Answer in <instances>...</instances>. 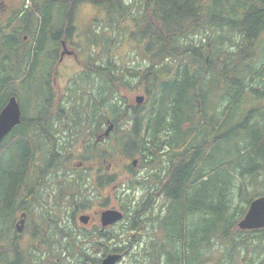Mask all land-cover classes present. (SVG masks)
Here are the masks:
<instances>
[{"label": "trees", "instance_id": "16d2710c", "mask_svg": "<svg viewBox=\"0 0 264 264\" xmlns=\"http://www.w3.org/2000/svg\"><path fill=\"white\" fill-rule=\"evenodd\" d=\"M209 1L151 0L147 3V8L137 22L138 29L131 37L146 43L144 53L152 61L151 67L139 76L141 81L137 87L146 92L149 100L153 98L154 104L150 111L143 106L141 112H136L139 108L131 106L132 112L137 116L129 132L121 131L120 128L127 118L126 109L117 103H107L111 94L108 93L110 85H121L122 80L117 74L119 70H114V77L105 74L106 68L112 65L111 61H105L104 69L89 67V73H86L84 80L87 82L91 79L90 76L96 74L105 77H102L105 84H101L97 90V96L102 99L94 105L92 119H96L98 109L103 106L107 109L111 107L115 133H119V130L122 134L119 138L116 137L115 147L121 151L123 157L130 159L137 154L144 155L152 148L155 158L161 150L169 147L178 154L180 164L188 162L173 172V178L169 179L163 188V193L167 195L170 203L168 212L158 223L160 240L153 241L145 252L146 258H142L143 261L135 258L134 264H146V261L147 264H198V258L202 256L205 245H212L211 238L217 239V243L220 241L229 246V252L235 250L238 243L232 234H235L233 232L238 224L237 218L245 214V209L240 206L238 211L229 207L232 197L229 192L225 193V189L222 190V186L229 185V175L237 171L239 161L242 160L243 163L241 173L250 171V174H257L256 168L260 161L264 160V129L254 123V112L245 110L240 123L229 126L236 117L234 110L240 101L248 105L250 96L258 97L261 103L264 100V0ZM116 4L121 6L123 12L125 6L117 0L100 4L101 7H106L105 13L109 15L112 25L117 23L118 15H122L121 11L117 15L114 14ZM68 6L69 4L62 0H46V3L44 0H33V15L40 22L34 38L38 45L36 52L42 49L48 39L50 23L53 21V26L57 28L61 26ZM200 30L206 37H210L212 33L219 36L211 37L206 44L185 45V41L190 36L197 35ZM220 30H223L224 34H219ZM93 41L96 43L95 37ZM90 61L96 62L94 58ZM170 62L176 63V66H171ZM26 83L25 80L24 84ZM17 85L13 79L6 83L5 79L0 78V112L11 96H17ZM213 91L223 93L221 97L227 102V106L221 113L209 116L210 113L206 112L205 108V98ZM172 101L175 104L171 103ZM165 103H168L166 108ZM198 103L202 109V128L210 129L213 135H217L219 130L227 125L228 130L220 138L228 145L240 135L251 141L248 149L246 146L235 147L238 155L234 161L226 162L224 176L212 177L214 173L222 171L224 166L214 170L212 168L211 171L209 169L213 158L210 151L219 142L216 135L211 139L206 138L200 146L183 142L182 125L187 115L184 110H195ZM171 104H174V107H171ZM59 108L62 109L61 106ZM43 109H46V106ZM147 111V116H143ZM259 119L264 124V112L260 114ZM255 126L260 135L250 132L251 127ZM33 131H39V137L34 140L29 137ZM41 131L46 133V119L43 122L36 120L28 127L23 116L22 124L15 128L7 139L0 141V218H11L27 198V174L29 175L33 163L40 156L38 139L41 138ZM165 133L167 135L163 136ZM190 141H193V137ZM225 154L227 158L230 150ZM97 155L108 157L107 152L98 151ZM257 159L259 163H255ZM219 164L223 162L220 161ZM233 166L235 169L231 170ZM205 178L208 180H203ZM255 198L257 196H252L247 203L250 204ZM142 207H137L130 216V212H126L125 220L129 223L127 231L132 233L131 246L139 242L136 237L144 227L140 218L148 211L149 206ZM125 208L130 209V206ZM151 227L154 231L155 223L152 222ZM12 231V224L5 225L0 221V264L21 263L20 246ZM62 232L74 248V253L78 255L77 264L96 263L89 259L83 249L84 245L81 247L76 239L72 238L71 233ZM258 232L264 233V230ZM81 235L85 239L89 236L87 232ZM247 243L248 241L244 246ZM182 247L189 253L197 252L199 257H186Z\"/></svg>", "mask_w": 264, "mask_h": 264}, {"label": "rangeland", "instance_id": "374dc122", "mask_svg": "<svg viewBox=\"0 0 264 264\" xmlns=\"http://www.w3.org/2000/svg\"><path fill=\"white\" fill-rule=\"evenodd\" d=\"M117 1L122 2L125 9L122 12L121 6L116 4L117 9L114 10V14L117 15L121 11L122 15H118L116 18L118 21L113 25L109 22V15L107 16V13H105V6L82 4L77 8L75 22L73 23L76 32L72 38L73 41H69L72 46L69 48L74 51V55L72 57H64L65 59L60 62V66L56 70V76L55 73L51 74L52 93L59 100L56 102L55 107L61 106L66 110V114L58 119L56 116L59 107L55 112V120H59L55 121L57 124L56 133L60 132L57 137L55 136L57 147L54 150L50 148L52 142H49L46 139V133L41 131V138L38 139V144L41 147V152L39 151L40 156L33 163L29 175L27 174V179L29 178L27 198L22 205H18V211L13 213L11 218H0V221L5 223V225L12 224V233L18 239L17 243L20 246L19 251L22 257L20 264H77L78 255L74 253V248L69 244V240L64 238L62 231H66L67 234L71 233L72 238L76 239L75 241L81 247L84 245L83 249L87 256L89 259L96 261V263L100 262L105 255L124 253V258L119 264H134L135 258L138 260L146 258L145 252L148 246L152 245L153 241L160 240L158 237V223L165 217L170 203V200L166 197L167 195L161 193L169 181L167 179L169 178L168 174L161 172L166 169L162 164L152 170H147L141 165H145L144 160L141 158L142 155L137 154L130 159L123 157L120 154L121 151L115 147L116 137L122 136L120 131L117 130L119 133H115L114 131L111 140L104 142L98 147V151L107 152L108 162L112 163L110 176L114 179L113 184L115 189L109 186L101 187L104 184L101 186L95 184L98 180V175H101V173L96 170H90V166L92 165L94 167L98 165L107 168L108 163L104 165L102 162L94 159L90 160L91 164L86 165V167L84 165V168L80 170L72 166L79 164L84 159L86 146L82 141H94L95 137H92L91 134L94 132L93 135H95V132L100 133L101 130L105 129L106 117H111V107L107 109L103 106L101 109H98L96 119H92L93 107L102 99L97 96L98 87L101 84H105V82L102 79L104 76L97 74L96 76H90L91 79L89 81H84L86 78L84 70L89 73L88 68L94 64L90 59L94 58V61L99 64H96L97 66H103L105 61H111L113 72L109 69L105 70V74L110 73L112 77H114V70L116 68L119 70L117 74L120 75L119 77L122 80L121 85H110L108 93L111 92V94L107 103L111 105L117 103L124 109L127 108L128 103L132 107L136 106L135 97L142 90L141 87H137L141 81L139 76L151 67L150 62L152 61L144 53L146 43L134 40L131 37V34L136 29L139 18L144 13L141 5L143 3L141 2L142 0ZM207 1L210 2L209 0ZM110 2H113V0ZM32 21L33 26L29 27V31L30 33L33 32L31 42L36 45L34 38L40 22L34 16ZM198 32L197 35L190 36L185 41V45L206 44L211 37L216 38L219 36L218 34L212 35V33L210 37H206L205 33L201 30ZM219 34H224V31L220 30ZM93 37H95L96 43H94ZM9 42L10 39L7 36L0 39V69L9 67L11 70H15V72L12 70L11 77L17 83L22 78L27 77L30 67L27 65L24 71H20V68H13L10 65L14 61L15 56L8 54V57H6L4 54V49ZM12 47L14 49L18 48L19 53H22L23 43L20 40L19 45L13 43ZM6 53L9 52L6 51ZM48 54L46 51V60L51 59L48 57ZM38 57L44 60L42 53ZM169 64L173 67L176 66V63L173 62ZM43 75L44 71L41 66L36 72L35 81H40ZM7 76L8 73L0 71V78L2 80L5 79L6 83L10 79ZM127 84L129 85L127 86ZM47 85H49V81ZM34 88L35 85L29 86L24 84H18L15 87V93L20 95L18 102L24 114L25 124L28 127L33 125L36 120L43 122L46 119V114L43 112V110L47 109V107L43 109L45 107L44 103L47 100L46 90L40 97L37 98L33 95L32 98ZM261 88L262 86L260 90H262ZM40 89H43V85ZM38 90L37 88L35 92ZM221 94L213 91L209 96H206L205 108L206 112L210 113L209 116L225 110L227 102L223 100ZM34 96L37 99H34ZM258 99V97L250 96V103L248 105L244 101H240L234 110L236 117L229 126L239 124L241 118H243L244 111L249 109L251 112H254V123L261 127V129H264V124L259 119L260 114L264 112V100L261 103ZM61 101L64 102L60 103ZM171 103L174 102L172 101ZM153 104V98L149 100L147 97V102L144 105L145 108L150 111ZM174 104L170 106L174 107ZM166 107H168V103H165L164 108ZM202 108L204 109L203 106ZM27 109H29L28 114H26ZM163 110L161 112L164 114ZM149 111L143 116H147ZM189 112H186L187 115L183 119L185 123L183 131L187 132L189 137L187 138L182 131L184 134L182 139L184 144L200 146L206 138L211 139L216 134L213 135V131L201 127L203 122L201 121L202 109L200 106L196 107L195 110H189ZM135 116H137L135 112L128 114L126 120L120 125L121 131H130L135 121ZM79 121H81V125H78ZM75 126H79L78 129H75ZM226 130H228L227 125L219 130V133L216 135L219 142L210 151V154L213 156L210 162L212 166L214 165L213 167L209 166L210 171L212 168L214 170L224 166L222 171L219 170L218 174L214 173L212 177L225 175V171L223 170L226 169V162L234 161L238 155L236 154L235 147L242 146L244 148L246 146L247 149L250 147L249 143L251 141L249 138L245 140L243 135L234 138L229 145L225 143L224 139L220 137L226 133ZM247 131L248 129L246 133ZM258 131L256 126L254 128L251 127L250 132L253 135H260ZM37 133L33 131L29 137L34 140L36 137H39ZM143 134H145V130H143ZM166 135V133L163 134V136ZM64 136L66 138L61 140ZM69 136H73V138L70 139ZM192 137L193 141H190ZM170 150L173 151L171 148ZM170 150L169 147L164 149L166 154ZM229 150L230 155L226 158L225 153ZM151 151L152 148H150L149 152ZM218 152L220 153L218 154ZM170 156L164 157L162 161L169 162ZM218 157L220 158L218 159ZM135 158H138L141 164L136 168V172L134 173L129 167ZM51 161L53 162L52 165H50ZM220 161L223 164L220 165ZM241 161L237 163V171H233L229 175V185H225L226 187L222 186V190L225 189V193L229 192L228 194L232 197L229 207L240 211V206H243L245 209L244 213L246 214L249 207L247 203L248 199L252 196H257V198L264 196V160L260 161V165L256 168L257 174H250V171L241 173V171L243 172L241 169L243 163ZM258 161L259 159L255 163ZM216 164L219 165L216 166ZM234 169L235 167L233 166L231 170ZM223 176L220 177L222 178ZM103 177L104 179H99V183L106 182V175ZM92 182L95 185H92ZM144 205L146 207L149 206V209L140 218L144 222V227L140 235L136 237V241L138 240L139 242H135L131 247L126 248L130 246L132 239V233L127 231L129 226L127 219L106 229L101 234L102 229L99 220L100 215L104 211L115 209L123 211L125 214L128 211V213L130 212L129 215H133V210H136L139 206H143L142 208H144ZM126 206H130V209H126ZM24 212L28 214L25 228L22 232H18L16 226L21 219L20 215ZM81 215L91 218L89 224L86 225L79 221ZM243 216L238 217L237 222ZM152 222L155 223L154 231L151 227ZM234 229L235 232L233 233L235 234L232 235L238 243L235 250L233 249L229 252V246L222 244L220 241L217 243V239L211 238L212 245L210 247L205 245L202 256L199 257L197 252L189 253L182 247L183 252L186 254V257L192 255L198 256V264H264V233L241 232L236 228ZM84 232L90 234L87 239L81 235ZM104 232H110V235ZM102 235L105 236L102 237ZM109 237L110 239H115L109 240ZM247 241V245L244 246V243ZM124 247L127 249L126 252L117 251V248ZM11 257L13 258L12 255ZM230 257H232L231 260L229 259ZM96 263L86 262L85 264Z\"/></svg>", "mask_w": 264, "mask_h": 264}, {"label": "flooded vegetation", "instance_id": "af4514ba", "mask_svg": "<svg viewBox=\"0 0 264 264\" xmlns=\"http://www.w3.org/2000/svg\"><path fill=\"white\" fill-rule=\"evenodd\" d=\"M46 3V0H44ZM47 1H54V0H47ZM64 1V3H68L69 6L66 10V12L64 13V20H61V26L60 27H54L53 25V21L50 23V27L48 30V39L45 41L44 46L42 47L41 50H39L38 52H36V48L38 45H34L31 42V37L33 35V32L30 33L29 31V27L33 26V11H32V6H33V0H0V39L3 38L4 36H7L10 39V42L7 44L6 48L4 49V54L6 57H8V54H13L15 56L14 61H12V64H10L11 66H13V68H20V71H24L26 66L29 65L30 70H29V74L27 75L26 78H22L21 80H19L17 83L18 84H24L25 80L27 81L26 84L24 85H29V86H33L35 85L34 88V94L32 93V98L33 95H35L37 98L40 97V95L46 90V95H47V100L44 103V106L47 107L46 110H43L44 114H46V139L49 142H52L50 145V148H56L57 144H56V137L57 135H59V133L57 134V130H56V123L55 121H59V120H55V112L57 110V108H55V104L57 101H59L57 98H55V96L53 95V88L51 87V74L55 73L56 76V70L59 68L60 66V62H62L63 59H65L66 57H72L74 55V51L71 50L69 47H72L70 45V43L73 41L72 38L74 36V33L76 32V30L74 29V22H75V14H76V10L80 5H86V4H92V5H98L100 6V4H105L111 0H62ZM151 1V0H142L141 2H143L141 5L143 7V10H145L147 8V3ZM63 3V2H62ZM27 5V6H26ZM54 17H56V15H54ZM138 29V26L136 25V29L133 33H136ZM199 30V29H198ZM132 33V34H133ZM131 34V35H132ZM20 40L23 43V50L21 51L22 53H19V49H14L13 43H15L16 45L20 44ZM71 41V42H69ZM51 49V50H50ZM6 51H8L9 53H6ZM46 51L49 53L48 57H50V60H46L47 56H46ZM58 51V53H57ZM42 53L44 60H41L38 56ZM65 57V58H64ZM58 59V60H57ZM89 63V62H88ZM94 63V62H92ZM41 64V65H40ZM99 65L97 62H95L92 66L90 67H102L103 69L105 68V64L103 66H97ZM42 66V69L44 71V75L42 78H40V81L36 80V72L38 71V69H40V67ZM112 66H109L108 68H106V70H111L113 72V69L111 68ZM13 70V69H12ZM12 70L9 67L3 68L0 71H2L3 73H8V78H10L9 80L12 79L11 75L13 72H15V70ZM55 70V72H54ZM85 75L87 73L86 70H84ZM88 74V73H87ZM21 75H23V73H21ZM110 75V73L108 74ZM111 76V75H110ZM112 77V76H111ZM56 78V77H55ZM54 78V79H55ZM43 79V80H42ZM23 80V81H22ZM42 80V82H41ZM49 81V85H47V82ZM40 84L41 86L43 85V89H40ZM37 88L39 89L37 92H35L37 90ZM139 92H141L140 94H143L146 96V92L144 90H140ZM45 95V96H46ZM20 95L17 94L16 98L18 99ZM34 96V99H37ZM64 101H61L60 103H63ZM69 103V102H67ZM137 107V106H134ZM138 108V107H137ZM53 110V113H52ZM133 109H131V105L128 103V106L126 108V117L128 116V114H130L132 112ZM29 109H27V113L28 114ZM66 110L64 109V107H62V109L59 108L58 114L56 116V118H62L66 112ZM138 112H141V109L137 110ZM136 111V112H137ZM20 112H21V116H22V122H23V111L20 108ZM113 117H109L105 123V129L101 130L100 133H96L95 135H93V133L91 134L92 137H95L94 141H87V140H83L82 143L85 144L86 148H85V156L84 159L79 162V164L76 165H72L74 166L76 169L78 168V170L83 169L84 165L86 167V165L91 164V161L96 159L97 161L102 162V164H107V168L105 167H100L98 165H96L95 167L92 165L90 166V170H96L99 171L101 173V175H98V180L96 181L95 184H98V186L102 185L101 187L104 186H109L112 187L113 189H115L114 187V179L111 175V171H112V163L108 162V157H99L98 154V150H99V146L102 145L104 142H107L108 140H111L112 135L114 133L111 132L109 135H106V131L108 129V127L113 123ZM78 125H81V121L78 122ZM185 123H183L182 125V131L184 129ZM79 126H75V129H78ZM98 129V128H97ZM101 129V128H99ZM89 131V130H87ZM72 132V131H70ZM185 136H187V138L189 137V134L187 132H184ZM181 133V134H183ZM74 134V133H73ZM180 134V135H181ZM56 136V137H55ZM66 138V136H64L61 140H64ZM70 139L73 138V136H69ZM61 142V141H60ZM150 145L151 142L149 143ZM168 148V147H165ZM170 150V148H169ZM155 151L153 152V150L147 154H144L141 156L142 160H144V164L140 163V160L138 158L135 159V161H137V164L134 165L133 161L131 162V166L129 167L130 170H132V172H136V168H138L140 166V164L143 166L144 169H153L159 165L162 164L163 167H165L166 169H164L161 172L167 173L169 178L167 179H172L173 178V172L177 171L179 168L185 166L188 164H185V161L181 164L179 163L178 160V154L174 153L173 151H168L167 154L164 150H161L159 152V156L154 158V154ZM163 154H166L164 156H162ZM151 155V156H150ZM169 162H164L162 161L164 159V157L169 156ZM94 156V157H93ZM52 161L50 163V165H52ZM165 164V165H164ZM161 167V168H163ZM87 168H89L87 166ZM104 175H106V182H100L99 183V179H104ZM134 177V176H133ZM207 179V178H205ZM203 179V180H205ZM208 180V179H207ZM206 181V180H205ZM162 182V181H161ZM92 182V185H95ZM162 194H164L163 192H161ZM26 213V212H24ZM27 214V213H26ZM28 216V214H27ZM26 216V217H27ZM82 216V215H81ZM80 216V217H81ZM101 216V215H100ZM79 217V218H80ZM91 221V218H90ZM89 221V222H90ZM100 224H101V217L99 220ZM89 224V223H88ZM87 225V224H86ZM114 226V225H112ZM110 226V227H112ZM110 227L107 228H103L102 224H101V234H103V231H105L106 229H109ZM262 231V230H260ZM88 233V232H87ZM106 234H109L108 232H104ZM88 235H90L88 233ZM110 235V234H109ZM105 235H102V237ZM109 240H114L113 238L110 239V237L108 238ZM130 246L126 247L129 248ZM117 251H121V252H126L127 249L124 248H117ZM124 258V253L121 254ZM106 257V255L104 256ZM103 257V258H104Z\"/></svg>", "mask_w": 264, "mask_h": 264}, {"label": "water", "instance_id": "95a60500", "mask_svg": "<svg viewBox=\"0 0 264 264\" xmlns=\"http://www.w3.org/2000/svg\"><path fill=\"white\" fill-rule=\"evenodd\" d=\"M145 100L144 96H138L136 102L142 105ZM21 124V112L19 104L15 97H11L6 107L0 114V141L3 140L16 126ZM114 130L111 125L106 131L109 135ZM134 165L137 161L133 162ZM123 219V214L117 210H106L101 214L102 227H109ZM80 222L88 224L90 217L83 215ZM26 214H22V219L17 224V230L22 232L25 227ZM238 228L242 231H253L264 229V197L253 200L249 206L244 218L238 223ZM122 257L120 255H108L101 263L98 264H117Z\"/></svg>", "mask_w": 264, "mask_h": 264}, {"label": "bare ground", "instance_id": "6f19581e", "mask_svg": "<svg viewBox=\"0 0 264 264\" xmlns=\"http://www.w3.org/2000/svg\"><path fill=\"white\" fill-rule=\"evenodd\" d=\"M181 161V160H180ZM187 172V171H186ZM167 187V186H166ZM178 192V191H177ZM177 200V199H176ZM107 239V238H106Z\"/></svg>", "mask_w": 264, "mask_h": 264}]
</instances>
